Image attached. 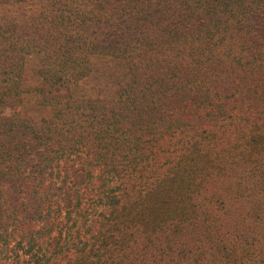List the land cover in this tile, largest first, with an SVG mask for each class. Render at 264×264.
Wrapping results in <instances>:
<instances>
[{"label": "trees", "instance_id": "16d2710c", "mask_svg": "<svg viewBox=\"0 0 264 264\" xmlns=\"http://www.w3.org/2000/svg\"><path fill=\"white\" fill-rule=\"evenodd\" d=\"M13 106L0 264H264V0H0Z\"/></svg>", "mask_w": 264, "mask_h": 264}, {"label": "rangeland", "instance_id": "374dc122", "mask_svg": "<svg viewBox=\"0 0 264 264\" xmlns=\"http://www.w3.org/2000/svg\"><path fill=\"white\" fill-rule=\"evenodd\" d=\"M62 29L64 30V27H62ZM67 31V30H65ZM56 92L58 94H64L65 91L58 88L56 89ZM20 108L17 107H4V108H0V116H6V117H10L13 116L15 113L19 112ZM264 157V155H263ZM259 163L264 164V158L259 159ZM63 165V164H62ZM56 181H59L58 179H56ZM257 209H263L264 211V203L258 204L257 205ZM264 212H261V214ZM255 219H248L245 224L251 226L252 224L255 225V229L257 230V234H258V238L261 239V242H263L264 244V216H261V219L259 221H257ZM248 234L251 235V231H248ZM258 247V245H257ZM255 248V247H254ZM264 248V246L262 247ZM261 248V249H262ZM250 249V247L248 248V250ZM254 251L258 252V249L255 248ZM258 253H261L262 255H264V250H260Z\"/></svg>", "mask_w": 264, "mask_h": 264}]
</instances>
